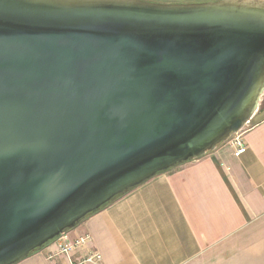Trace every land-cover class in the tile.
Returning <instances> with one entry per match:
<instances>
[{
  "label": "water",
  "instance_id": "1",
  "mask_svg": "<svg viewBox=\"0 0 264 264\" xmlns=\"http://www.w3.org/2000/svg\"><path fill=\"white\" fill-rule=\"evenodd\" d=\"M264 0H0V264L250 122Z\"/></svg>",
  "mask_w": 264,
  "mask_h": 264
},
{
  "label": "crops",
  "instance_id": "2",
  "mask_svg": "<svg viewBox=\"0 0 264 264\" xmlns=\"http://www.w3.org/2000/svg\"><path fill=\"white\" fill-rule=\"evenodd\" d=\"M239 157L227 142L161 173L67 231L88 247L59 253L55 240L18 264H264V117Z\"/></svg>",
  "mask_w": 264,
  "mask_h": 264
},
{
  "label": "built area",
  "instance_id": "3",
  "mask_svg": "<svg viewBox=\"0 0 264 264\" xmlns=\"http://www.w3.org/2000/svg\"><path fill=\"white\" fill-rule=\"evenodd\" d=\"M250 122H248L247 124H249ZM247 124H245L244 127L241 128V130H239L238 132L232 133L226 141L236 157L241 156L248 149V145L245 139V133L251 126L246 127ZM91 240L92 238L90 235H81L72 240L67 239L65 235H62L57 239L59 253L69 256L79 248L88 247V244L91 242ZM102 259L103 256L100 251L89 249V252H87V254H85L82 259L77 262H70L68 264L101 263Z\"/></svg>",
  "mask_w": 264,
  "mask_h": 264
},
{
  "label": "rangeland",
  "instance_id": "4",
  "mask_svg": "<svg viewBox=\"0 0 264 264\" xmlns=\"http://www.w3.org/2000/svg\"><path fill=\"white\" fill-rule=\"evenodd\" d=\"M263 117H264V97L262 98L258 112L254 116V118L251 120V122L246 125V127L252 126L256 121H259Z\"/></svg>",
  "mask_w": 264,
  "mask_h": 264
},
{
  "label": "trees",
  "instance_id": "5",
  "mask_svg": "<svg viewBox=\"0 0 264 264\" xmlns=\"http://www.w3.org/2000/svg\"><path fill=\"white\" fill-rule=\"evenodd\" d=\"M256 122H258V121H256ZM256 122H255V123H256ZM172 169H173V168H172ZM170 170H171V169H170Z\"/></svg>",
  "mask_w": 264,
  "mask_h": 264
}]
</instances>
